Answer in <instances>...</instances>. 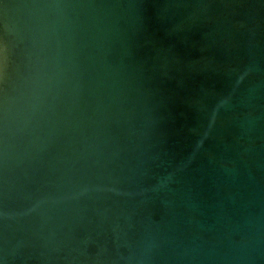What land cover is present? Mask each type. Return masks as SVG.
Here are the masks:
<instances>
[{
	"label": "water",
	"instance_id": "obj_1",
	"mask_svg": "<svg viewBox=\"0 0 264 264\" xmlns=\"http://www.w3.org/2000/svg\"><path fill=\"white\" fill-rule=\"evenodd\" d=\"M0 264H264V0H0Z\"/></svg>",
	"mask_w": 264,
	"mask_h": 264
}]
</instances>
